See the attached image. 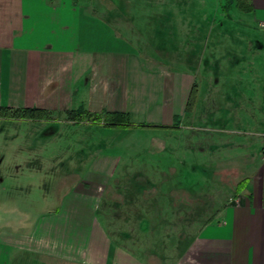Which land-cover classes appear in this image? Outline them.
<instances>
[{
    "label": "crops",
    "instance_id": "crops-1",
    "mask_svg": "<svg viewBox=\"0 0 264 264\" xmlns=\"http://www.w3.org/2000/svg\"><path fill=\"white\" fill-rule=\"evenodd\" d=\"M248 5L250 11L234 25L244 27V40L255 41L258 25H264V0H248ZM208 7L209 0H0V107L49 111L51 119L39 121L65 125V135L104 127L67 119L68 111L81 108L124 112L135 125L178 126L149 129V139L158 136L163 142L162 149L150 148L149 156L160 164H178L181 184L198 181V164H206L196 161L198 153L225 151L211 168L240 163L250 172L237 183L234 197L225 196V204L198 230L178 264H264V133L233 140L223 125L194 124L204 119L198 112L200 99L193 113L185 109L197 71L153 68L142 57L144 41L176 40L179 25H191L190 31L204 27L201 39L211 46L216 36L207 30L213 17ZM263 49L245 45L241 61L223 59L225 74H239L237 82L223 79V84L239 87L232 102L239 113L244 110L241 98L248 97L250 104L258 95L249 86L257 76L249 74L260 71L254 64ZM243 84L248 86L245 96ZM236 113L226 109L224 120H238ZM186 119L193 121L190 127L182 124ZM137 129L120 131L127 136L145 131ZM73 145L72 157L65 146L60 153L62 162L77 171L58 185L57 207L37 214L26 232L0 233V264H146L114 238L100 215L103 191L122 157L104 155L102 146L88 153L86 141L74 140ZM241 147L242 152L232 151ZM31 154L29 163H42L38 149ZM54 157L48 164H54ZM184 170L197 178L186 181Z\"/></svg>",
    "mask_w": 264,
    "mask_h": 264
},
{
    "label": "rangeland",
    "instance_id": "rangeland-1",
    "mask_svg": "<svg viewBox=\"0 0 264 264\" xmlns=\"http://www.w3.org/2000/svg\"><path fill=\"white\" fill-rule=\"evenodd\" d=\"M245 3L248 4V0H209L206 12L210 11L213 17L207 30L216 36L211 46L201 39L202 32L206 31L202 29L205 28L199 26L197 31L196 27H192L194 31H190L191 25H179L176 40L149 39L142 42V57L150 67L197 71L198 112L204 119L194 124L210 127L223 125L230 128L232 132L227 135L232 136L233 140L259 138L257 132L264 133V110L261 112L258 104L259 99L264 104V25H258L257 30L261 33L256 30L258 36L255 41L244 40L241 34L246 32L244 27L234 23L248 12L241 7ZM227 34L233 40H224L223 36ZM229 45L234 47L230 49ZM245 45L263 50L254 64L261 72L249 74L251 77L257 76V80H250L253 84L249 86L257 88L258 95L251 99L250 104L248 97L241 98L246 103H242L244 110L239 113V106L232 103L237 99L239 87L229 84L237 82L235 76L239 74H225L222 68L223 59H229L232 63L241 61L245 56ZM212 68L217 71L214 73ZM224 77H231L227 85L223 84ZM214 79H220L219 83H214ZM242 88H245V96L248 86L243 84ZM262 93V97L259 96ZM226 109L237 112L238 120H224ZM195 110L196 106L191 113ZM183 122L190 127L193 121L186 119ZM50 129L56 131L52 138L50 134L53 130ZM123 129L127 128L100 127L96 131L87 128L77 134L65 135V130L69 131L65 125L28 119L0 120V233L26 232L37 219V214L57 207L58 185L77 171L70 167L72 164L68 161L62 162V147L65 146L68 153H74V140H81L86 141L88 153L102 146L104 155L122 157L121 166L103 191L100 206V215L110 233L142 257L146 264H178L198 230L225 204V196L234 197L237 183L250 171L245 164L227 166L223 162L214 163L213 169L211 164L225 151L200 152L196 161L206 164H198V181L181 184L180 178L176 177L180 170L178 164H160L157 159H150L151 153L163 147L158 136L149 139L152 134L150 128H139L137 130L145 131H135L129 136L120 131ZM150 148L153 152L149 151ZM36 149L42 163H29L31 152ZM232 151L242 152L243 148ZM73 153L68 156L72 157ZM53 154L54 164H48ZM185 171L182 176L186 181L197 178Z\"/></svg>",
    "mask_w": 264,
    "mask_h": 264
},
{
    "label": "trees",
    "instance_id": "trees-1",
    "mask_svg": "<svg viewBox=\"0 0 264 264\" xmlns=\"http://www.w3.org/2000/svg\"><path fill=\"white\" fill-rule=\"evenodd\" d=\"M245 11H250L248 4L241 6ZM198 99V84L195 82L191 89L185 112L191 113L196 106ZM0 118L11 119H28V120H41L51 119V113L46 110L38 108H25V109H12L8 107H0ZM67 119L74 124L90 123L93 126L102 125L107 128H172L178 129V126H150V125H135L131 123L128 116L124 112H90L84 108L78 110H70L67 112ZM241 186V185H240ZM239 188V187H238Z\"/></svg>",
    "mask_w": 264,
    "mask_h": 264
},
{
    "label": "built area",
    "instance_id": "built-area-1",
    "mask_svg": "<svg viewBox=\"0 0 264 264\" xmlns=\"http://www.w3.org/2000/svg\"><path fill=\"white\" fill-rule=\"evenodd\" d=\"M235 202L238 203L239 202V199L236 198Z\"/></svg>",
    "mask_w": 264,
    "mask_h": 264
}]
</instances>
